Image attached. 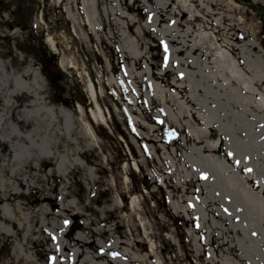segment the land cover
Returning <instances> with one entry per match:
<instances>
[{"label": "rangeland", "instance_id": "rangeland-1", "mask_svg": "<svg viewBox=\"0 0 264 264\" xmlns=\"http://www.w3.org/2000/svg\"><path fill=\"white\" fill-rule=\"evenodd\" d=\"M20 3L37 26L0 79L39 94L0 81V264L219 261L211 151L241 161L226 108L247 96L215 57L264 87L263 0Z\"/></svg>", "mask_w": 264, "mask_h": 264}, {"label": "bare ground", "instance_id": "bare-ground-1", "mask_svg": "<svg viewBox=\"0 0 264 264\" xmlns=\"http://www.w3.org/2000/svg\"><path fill=\"white\" fill-rule=\"evenodd\" d=\"M62 5L56 4L54 9H61ZM37 15L36 7L24 8L20 0L6 3L0 0V76L4 57L12 56L17 65L22 66V58L5 43L6 39L21 35L28 26L33 31ZM228 39L233 40L232 37ZM230 49L232 52L239 50L235 46ZM215 58L224 66L222 71L239 81L244 100L247 96L240 105L231 100L226 108L227 147L239 153L241 161L232 158L234 156L228 151L224 153L223 146L211 151L216 156L223 155L214 160L215 179L209 178L214 198L211 219L216 234L213 245L214 251L222 257L215 264H264V87L259 89L256 80L249 78L247 69L240 66L242 68L237 70L235 60L223 51ZM13 71L10 81L0 79L2 90L10 88L15 94L24 91L36 97L37 91L30 92L33 84L30 81L24 84L23 74L20 75L28 71L24 68ZM88 99L93 106L90 95ZM10 212L12 214V210Z\"/></svg>", "mask_w": 264, "mask_h": 264}, {"label": "snow or ice", "instance_id": "snow-or-ice-1", "mask_svg": "<svg viewBox=\"0 0 264 264\" xmlns=\"http://www.w3.org/2000/svg\"><path fill=\"white\" fill-rule=\"evenodd\" d=\"M248 171H252L251 169H247Z\"/></svg>", "mask_w": 264, "mask_h": 264}]
</instances>
